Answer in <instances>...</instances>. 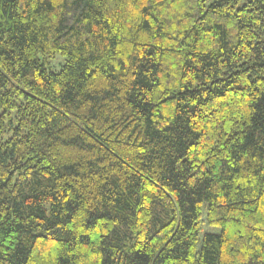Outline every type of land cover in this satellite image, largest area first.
Instances as JSON below:
<instances>
[{"label": "trees", "instance_id": "obj_1", "mask_svg": "<svg viewBox=\"0 0 264 264\" xmlns=\"http://www.w3.org/2000/svg\"><path fill=\"white\" fill-rule=\"evenodd\" d=\"M0 264H264V0H0Z\"/></svg>", "mask_w": 264, "mask_h": 264}, {"label": "rangeland", "instance_id": "obj_2", "mask_svg": "<svg viewBox=\"0 0 264 264\" xmlns=\"http://www.w3.org/2000/svg\"><path fill=\"white\" fill-rule=\"evenodd\" d=\"M61 63H63V57L60 55H56L53 58L48 59L46 68H48L49 70H58L61 66Z\"/></svg>", "mask_w": 264, "mask_h": 264}]
</instances>
